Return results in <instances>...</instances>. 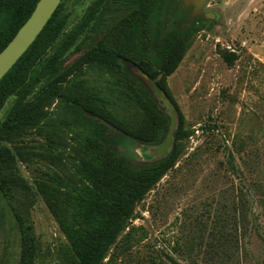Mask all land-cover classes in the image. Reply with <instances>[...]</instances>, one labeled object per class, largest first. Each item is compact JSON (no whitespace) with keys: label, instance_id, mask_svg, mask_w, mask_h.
I'll list each match as a JSON object with an SVG mask.
<instances>
[{"label":"rangeland","instance_id":"rangeland-1","mask_svg":"<svg viewBox=\"0 0 264 264\" xmlns=\"http://www.w3.org/2000/svg\"><path fill=\"white\" fill-rule=\"evenodd\" d=\"M91 2L62 0L60 39L80 24ZM201 17L206 28L193 37L167 79L171 100L191 133L187 138L175 140L173 105L138 67L129 65L128 75L82 64L81 56L92 48L75 50L79 29L51 53L69 59L68 79L86 80L110 98L115 93L119 101L107 105L110 116L106 112L100 119L111 136L117 126L110 119L131 131L150 125L144 111L119 97L126 84L137 85L133 75L170 117L161 142L116 147L133 161L147 162L175 144L177 159L132 207L103 264H264V0H207ZM147 29L151 32L150 23ZM122 39L116 31L105 43L111 51L126 52ZM53 91L42 97L33 87L34 122L27 118L28 124L7 130L0 140V148L12 155L0 167V264H22L24 258L29 264H63L70 251L61 222L71 216L75 190L83 184L81 145L95 134L72 111L70 102L82 100L74 89L61 83ZM20 103L10 98L0 122Z\"/></svg>","mask_w":264,"mask_h":264},{"label":"trees","instance_id":"trees-1","mask_svg":"<svg viewBox=\"0 0 264 264\" xmlns=\"http://www.w3.org/2000/svg\"><path fill=\"white\" fill-rule=\"evenodd\" d=\"M39 1L0 0V52L28 20ZM59 7L35 42L0 81V112L12 97L21 102L8 110L6 119L0 122V140L7 130L28 124L24 122L27 118L34 122L36 117L31 111L38 105L29 101L33 98V87L45 94L42 97H48L59 84L66 83L81 97V101L70 102L72 111L94 129L95 135L84 139L81 145L85 153L81 162L84 180L75 190L71 216L61 222V230L70 246L62 262L103 264L131 218L132 207L158 184L177 159L175 144L164 156L147 162L133 161L116 147L129 141L143 146L161 142L169 132L170 117L155 93L133 75L137 85L126 84L125 95L119 97L125 96L144 111L150 125L131 131L110 119L117 126V135L111 136L101 127L100 119L105 118L107 105L119 101L114 98L115 93L112 92L110 98L105 96L106 91L86 80L68 79L69 68L65 65L69 59L51 53L79 29L80 39L75 50L79 52L88 45L92 48L81 56L82 64L128 75H131L129 65L138 67L156 81L158 89L173 105L177 114L174 137L178 140L191 133L185 130L182 112L171 100L167 79L178 68L193 37L206 28V23L201 16L193 18L192 7H186L183 0H92L80 24L60 39L65 16H58ZM149 23L151 32L147 29ZM116 31L123 36V47L130 55L107 47L106 38ZM49 47L50 53L45 51ZM11 158L9 151L0 148V167ZM22 264L29 262L24 258Z\"/></svg>","mask_w":264,"mask_h":264},{"label":"water","instance_id":"water-1","mask_svg":"<svg viewBox=\"0 0 264 264\" xmlns=\"http://www.w3.org/2000/svg\"><path fill=\"white\" fill-rule=\"evenodd\" d=\"M62 0H40L11 41L0 52V81L23 56L41 34ZM186 7H192V16L200 17L207 0H183Z\"/></svg>","mask_w":264,"mask_h":264}]
</instances>
